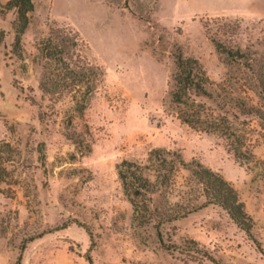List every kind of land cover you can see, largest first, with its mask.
Masks as SVG:
<instances>
[{
  "label": "rangeland",
  "instance_id": "obj_1",
  "mask_svg": "<svg viewBox=\"0 0 264 264\" xmlns=\"http://www.w3.org/2000/svg\"><path fill=\"white\" fill-rule=\"evenodd\" d=\"M32 3L17 51L16 10L0 9V264H264V0ZM54 29L75 33L103 73L80 114L76 92L40 87L55 66L38 45ZM178 52L206 71L210 97L196 101L231 135L177 118ZM157 148L229 181L251 236L220 206L201 207L203 186L184 168L148 196V221L134 220L116 165L146 166Z\"/></svg>",
  "mask_w": 264,
  "mask_h": 264
},
{
  "label": "trees",
  "instance_id": "obj_2",
  "mask_svg": "<svg viewBox=\"0 0 264 264\" xmlns=\"http://www.w3.org/2000/svg\"><path fill=\"white\" fill-rule=\"evenodd\" d=\"M2 8L16 10L14 51H17L20 47V35L28 24V13L33 10L32 0H8L4 7L0 4V9ZM3 37L4 32L0 31V41ZM77 45L78 36L75 33L54 29L50 36L39 43L38 50L44 59L55 66L50 75L52 77H42L41 89L47 93L57 90L76 92L78 96L73 98L74 111L80 114L88 105L91 93L100 83L103 73L98 66L86 62L76 51ZM174 64L175 71L170 79V96L172 102L179 107L177 118L197 131L231 135L230 128L220 121V117L206 115L203 104L196 101V98L201 96L210 97L206 88L210 80L199 61L184 57L178 52ZM239 153L240 150H234L236 156ZM147 161L146 166L127 160L116 165L117 177L124 196L132 206L134 220L148 221V196L172 186L179 169L184 168L203 186L205 202L201 207L208 204L220 206L241 230L251 236L252 219L245 212L236 189L219 173L199 162L186 163L179 153L163 148L151 150ZM194 208L196 207L190 210ZM189 211L165 216L162 221L184 217ZM88 261L91 263L90 258Z\"/></svg>",
  "mask_w": 264,
  "mask_h": 264
}]
</instances>
